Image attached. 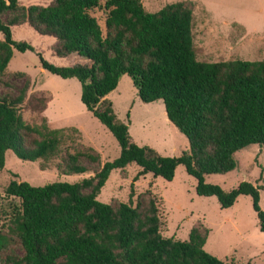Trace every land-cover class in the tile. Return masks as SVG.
<instances>
[{
    "label": "trees",
    "instance_id": "obj_1",
    "mask_svg": "<svg viewBox=\"0 0 264 264\" xmlns=\"http://www.w3.org/2000/svg\"><path fill=\"white\" fill-rule=\"evenodd\" d=\"M18 9V0H0V82L13 50L34 53L42 71L79 84L80 104L114 139L119 154L78 183L32 187L10 181L4 194L19 204L6 234H0V264H227L203 250L206 233L197 227L184 242L161 237L150 197L144 205L137 198L133 207L131 194L127 203L116 206L98 202L111 172L128 165L138 168L135 179L149 174L165 182L181 166L195 181V195L213 197L221 209L238 197L249 198L264 235L256 186L241 182L226 192L204 182L205 176L234 170L236 152L250 145L264 150V61H197L191 10L184 2L154 13L144 11L140 0H51L22 14ZM95 10L103 15L102 28L91 15ZM7 14L12 16L5 21ZM25 24L57 43L51 50L57 59L81 62L55 66L28 43L14 42L11 28ZM121 76L129 79L141 103L161 102L166 120L186 140V151L176 158L161 157L131 141L106 99ZM26 88L14 98H0V170L9 151L20 161H40L41 170L60 157L53 166L59 175L86 173L80 162L96 163L97 157L78 151L60 156V131L50 129L43 118L37 126L23 123L17 109ZM14 240L20 258L5 254Z\"/></svg>",
    "mask_w": 264,
    "mask_h": 264
},
{
    "label": "rangeland",
    "instance_id": "obj_2",
    "mask_svg": "<svg viewBox=\"0 0 264 264\" xmlns=\"http://www.w3.org/2000/svg\"><path fill=\"white\" fill-rule=\"evenodd\" d=\"M51 0H18V12L29 6L44 7ZM147 13H154L166 4L184 2L191 10V36L195 58L199 62L216 63L231 60L264 61V0H140ZM91 15L102 28L103 15ZM12 15H5L8 20ZM11 28L14 42L28 43L48 63L66 66L80 63L77 58L57 59L51 50L57 43L50 37L36 35L29 27ZM1 38V37H0ZM27 84L18 113L27 126H37L42 118L50 129L62 135L61 154L67 151L89 153L96 163L82 160L87 172L81 175H59L53 168L60 157L40 169V161H20L9 151L4 154L0 170V234H6L18 201L6 197L4 190L10 181L24 182L32 187L51 183H78L92 177L105 162L119 154V148L110 134L92 118L79 102V84L74 79L62 80L39 67L34 53L12 51L0 82V98H14ZM115 118L126 125L128 136L138 147H148L161 157L176 158L187 150V142L166 120L160 101L141 103L129 79L121 76L116 88L106 96ZM35 136L26 139L30 141ZM235 169L225 175L204 177L206 184L217 185L223 191L247 182L258 188L259 209L264 212V150L250 145L233 156ZM138 168L128 165L113 171L104 183L96 200L116 206L131 205L150 197L156 204L160 235L166 239L184 242L191 228L206 233L203 250L227 264H264V235L258 231L249 198L241 196L228 209H221L213 197L195 195V181L177 166L170 182L147 174L136 177ZM88 191H84L87 193ZM5 254L21 257L22 251L14 242ZM3 254L0 253V262Z\"/></svg>",
    "mask_w": 264,
    "mask_h": 264
}]
</instances>
